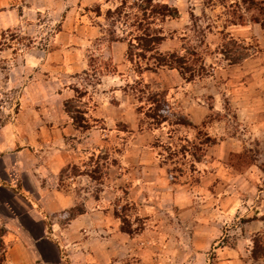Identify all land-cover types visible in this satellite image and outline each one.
Instances as JSON below:
<instances>
[{
	"label": "rangeland",
	"instance_id": "374dc122",
	"mask_svg": "<svg viewBox=\"0 0 264 264\" xmlns=\"http://www.w3.org/2000/svg\"><path fill=\"white\" fill-rule=\"evenodd\" d=\"M121 2L138 0H116L91 25L96 30L76 21L79 9L65 19L60 3L1 32L0 124L14 116L38 152L35 163L45 155L49 165L63 164L42 177L49 192L102 212L64 234L69 245L94 249L112 227L122 239L114 238L108 264H264L249 252L252 236L264 232V33L254 11L241 0L149 1L176 10L151 27L162 35L159 53L192 66L187 79L188 72L144 69L147 58L137 69L126 58V43L111 40L125 26ZM238 52L246 57L228 63ZM67 109L79 110L86 128ZM155 110L164 116L157 125ZM67 210L45 224L62 228ZM75 249L74 258L87 256Z\"/></svg>",
	"mask_w": 264,
	"mask_h": 264
},
{
	"label": "crops",
	"instance_id": "0c3cea01",
	"mask_svg": "<svg viewBox=\"0 0 264 264\" xmlns=\"http://www.w3.org/2000/svg\"><path fill=\"white\" fill-rule=\"evenodd\" d=\"M24 3L18 9L16 0H0V35L2 31L16 26L18 17L25 13H36L57 7L60 3L67 8L65 19L74 8L79 9L76 21L83 26L87 24L85 28L93 30L91 25L97 26L103 20V11L111 9L116 0H24ZM94 4L97 12L91 10ZM90 16L92 19H89ZM11 119L14 120V116H7L0 124V264H108L113 255L111 244L114 238L122 239V236L112 234V227L105 228L106 233L110 231V237H105L104 244H93L94 249L90 242L88 246L72 242L71 246L63 237L66 233L78 232L85 227L82 221L95 217L101 211L84 207L81 214L70 218L62 228H57L55 223L45 224L48 215L72 207L75 200L55 190L49 192L41 181L42 177L56 174L63 164L49 165L45 155H40L41 163H35V153L38 152L30 143L27 129L24 128L25 135L22 136L17 132V123ZM72 247L87 256L76 255L81 260L74 258ZM97 256H100L98 262L92 259ZM224 262L220 261L221 264Z\"/></svg>",
	"mask_w": 264,
	"mask_h": 264
},
{
	"label": "trees",
	"instance_id": "16d2710c",
	"mask_svg": "<svg viewBox=\"0 0 264 264\" xmlns=\"http://www.w3.org/2000/svg\"><path fill=\"white\" fill-rule=\"evenodd\" d=\"M149 1L150 0H138V3L131 5L121 2L122 7L127 9L123 12L124 20L122 23L125 25V28L123 27V32L119 37H113L111 40L124 41L126 43L125 56L130 62L135 64L137 69H140L139 61L137 59L147 58L150 60V64H145L144 69L153 70L157 67L174 68L180 73V75L188 72L189 75L187 79H190L193 75L192 72H190L192 66L190 67V65L185 62V59L176 56L174 53H159L157 51L156 45L162 40V35L158 28L151 27V24L155 23L154 20L157 18L162 20L166 17L175 15V8L170 7L167 4L150 5ZM241 2L245 3L246 9L252 12L254 11L255 15L251 20L258 23L264 33V0H241ZM132 6L136 8L140 14L134 13L130 15V12L127 11L132 9ZM148 7H150V9ZM117 10L118 9L116 8L115 11ZM110 14V11L107 10L106 16H111ZM129 15L131 16L130 19ZM114 33L115 30H111L110 34L113 35ZM232 43H234L233 40ZM237 47L242 49V46L237 45ZM146 54L147 57L145 56ZM244 57H246L245 53L238 52L237 55L233 54L226 56L225 59L229 61L228 63H237ZM64 104L66 106L67 102ZM67 110H69V116L76 127L79 126L80 128H86V126H83L84 124L80 125L82 122H79L77 119L82 118L79 110H73L75 113L74 115L70 109ZM151 115L150 118H152V123L155 125L159 124L164 119V116L158 114L157 110L152 112ZM76 207L72 206L68 208L67 211L70 212L69 219L83 212L82 208ZM123 223L124 221H122V224ZM140 229L141 227L137 230ZM120 230L130 235L133 233V231L127 226H120ZM250 242V257L252 259H258V257L264 256V232L254 234Z\"/></svg>",
	"mask_w": 264,
	"mask_h": 264
}]
</instances>
